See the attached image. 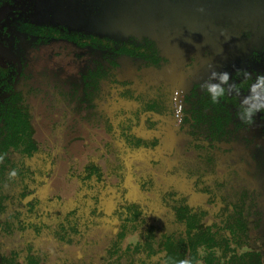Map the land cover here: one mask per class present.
Segmentation results:
<instances>
[{
	"label": "flooded vegetation",
	"instance_id": "flooded-vegetation-1",
	"mask_svg": "<svg viewBox=\"0 0 264 264\" xmlns=\"http://www.w3.org/2000/svg\"><path fill=\"white\" fill-rule=\"evenodd\" d=\"M212 2L214 23L241 45L188 61L173 85L140 88L146 70L165 62L153 37L35 22L23 0H0L9 52H0V263L264 264V110L250 125L240 119L243 108L264 106V0ZM254 9L252 20L240 18ZM8 31L55 45L45 59L61 62L33 72ZM214 60L222 65L210 73L227 71L235 85H223L215 104L204 86L218 80L193 79ZM103 97L128 107L108 114L97 108ZM35 99L51 133L81 122L109 135L94 157H73L76 195L44 193L66 148L34 136ZM142 157L146 165L136 166ZM137 234L139 243L125 246Z\"/></svg>",
	"mask_w": 264,
	"mask_h": 264
},
{
	"label": "rangeland",
	"instance_id": "rangeland-1",
	"mask_svg": "<svg viewBox=\"0 0 264 264\" xmlns=\"http://www.w3.org/2000/svg\"><path fill=\"white\" fill-rule=\"evenodd\" d=\"M23 4L28 9L27 16L35 22H63L73 28H83L96 34H107L112 37L129 35L138 38L143 35L153 37L165 57V62L160 68L146 70L143 81L139 84L140 88L146 86V82L153 84L158 81H168L173 85L188 61L198 60L204 54L232 50L243 42L236 33L214 23V14L218 7L212 0H184L183 2L180 0L174 2L166 0H23ZM224 7L225 5L222 6ZM257 11L254 9L250 14L241 13L240 18L252 20ZM8 34L9 40L17 35V49L25 59L27 68L33 72L37 73V68L45 62V65L50 67L58 66L61 62L56 58L45 59V54L56 49L55 45H40L33 39H26L13 31H8ZM213 64L222 65L216 60L211 61L199 70L193 79H208L211 75L209 66ZM128 73L131 74V71ZM111 100L105 102L103 97L99 100L97 108L100 110L102 107L106 113L113 114L117 113L122 106L126 109L128 107L126 102ZM33 106L34 136L37 139L46 138L52 146L58 145V142L60 145L63 143L66 148L61 153L56 172L47 182L44 193L47 196L54 194L62 198L76 195L78 185L68 177L73 157L76 158L77 163L83 162L88 156L94 157L96 149H103L104 142L109 141V135L102 130L101 126L90 127L89 124L81 122L74 124L78 126L73 129L67 130L64 126L51 133L49 121L43 119L41 113L40 116L37 115L39 108L42 110V104L38 99L33 100ZM159 146L161 150L167 147L163 136L160 138ZM109 150L108 153L112 154L113 149ZM138 164L146 165V160L142 157L138 162L136 161V166ZM76 167L75 165L74 168ZM127 195L135 198L132 191H129ZM101 203L104 205L102 201ZM105 204L111 207L113 202L107 199Z\"/></svg>",
	"mask_w": 264,
	"mask_h": 264
},
{
	"label": "clouds",
	"instance_id": "clouds-1",
	"mask_svg": "<svg viewBox=\"0 0 264 264\" xmlns=\"http://www.w3.org/2000/svg\"><path fill=\"white\" fill-rule=\"evenodd\" d=\"M245 75L247 76L248 74L245 73ZM259 77H264V76H259ZM211 79L218 80V82L207 83L204 87H206V90L210 96V100L212 101V103L215 104V103H219L220 98H222L226 95V90L223 87V85H229L228 91H231V89H233L235 87V85L229 84L230 74L227 71L220 72V73L213 71L211 74ZM262 82H264V81H262ZM252 87H253V85L251 86V88ZM246 98L247 97H245V99ZM261 110H264V106L259 107V108H248V109L243 108L242 109L243 115L241 112L240 119L245 124L250 125L253 122L254 115L256 113L260 112ZM0 159H2V157H0ZM10 175L15 176L16 173L12 172ZM137 243H139L138 234L127 237L126 241H125V246H127L128 244L135 246ZM166 264H167V262H166ZM179 264H190V261L189 260H181V261H179Z\"/></svg>",
	"mask_w": 264,
	"mask_h": 264
},
{
	"label": "water",
	"instance_id": "water-1",
	"mask_svg": "<svg viewBox=\"0 0 264 264\" xmlns=\"http://www.w3.org/2000/svg\"><path fill=\"white\" fill-rule=\"evenodd\" d=\"M6 10V7L4 8H0V16L2 15V13ZM0 52L2 53H6L7 55H9V52L0 44Z\"/></svg>",
	"mask_w": 264,
	"mask_h": 264
},
{
	"label": "trees",
	"instance_id": "trees-1",
	"mask_svg": "<svg viewBox=\"0 0 264 264\" xmlns=\"http://www.w3.org/2000/svg\"><path fill=\"white\" fill-rule=\"evenodd\" d=\"M11 259L2 258L0 264H14Z\"/></svg>",
	"mask_w": 264,
	"mask_h": 264
}]
</instances>
